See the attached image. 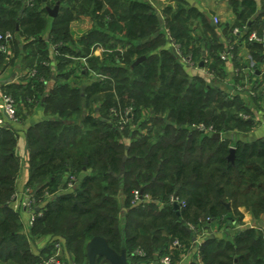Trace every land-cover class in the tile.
I'll list each match as a JSON object with an SVG mask.
<instances>
[{
    "label": "trees",
    "instance_id": "trees-1",
    "mask_svg": "<svg viewBox=\"0 0 264 264\" xmlns=\"http://www.w3.org/2000/svg\"><path fill=\"white\" fill-rule=\"evenodd\" d=\"M170 1L174 7L165 8L160 25L147 0H0V34L30 40L25 54L35 70L25 86L6 94L26 108L41 106L51 118L25 132L23 190L40 209L27 234L21 214L10 207L19 193L18 134L11 124L0 129V264H41L59 241L72 264H87L85 248L95 237L117 253L125 250L128 264H161L163 258L181 264L189 255L188 264H264V226L236 228L241 207L264 223V138L234 139L256 124L243 119L252 115L246 99L230 95L225 85L219 54L228 44L194 9ZM58 3L57 17L50 18L46 8ZM230 6L237 24L224 35L230 43L246 40L264 6L259 13L253 0H231ZM195 22L208 37L193 36ZM78 23L87 28L79 36ZM234 28L242 34L233 36ZM171 44L195 63L207 60L209 78L188 76ZM248 45L255 56L262 53L260 45ZM140 57L145 61L131 68ZM77 68L86 85L68 81ZM126 108L132 116L120 124ZM135 191L150 201L132 205ZM175 193L184 203L179 215L171 202ZM213 223L223 228L221 236L209 234ZM204 233L193 252L192 240ZM41 239L47 244L35 255L31 244ZM175 241L179 247H172ZM137 249L144 255L135 256ZM95 264L108 263L97 258Z\"/></svg>",
    "mask_w": 264,
    "mask_h": 264
},
{
    "label": "crops",
    "instance_id": "crops-1",
    "mask_svg": "<svg viewBox=\"0 0 264 264\" xmlns=\"http://www.w3.org/2000/svg\"><path fill=\"white\" fill-rule=\"evenodd\" d=\"M148 2H151L150 0H147ZM159 3V7H154V10L156 14H159L162 18V24L164 15H162L165 8L168 6L174 7L173 2L170 0H156ZM184 4H186L191 9H194L197 14H200L203 16L207 21L209 26L215 30L217 40L222 44H227V36L224 35L225 28L232 27L237 24V18L234 15L232 8L230 6L231 0H181ZM256 4V10L258 13L261 11V8L264 6V0H253ZM151 4V3H150ZM257 15V14H256ZM256 15H254L256 17ZM214 18H217L219 20V24L215 25L213 20ZM259 22L256 23L257 28H255L256 32H260L264 30V28L259 29L261 26L264 25V17L259 18ZM166 31V30H165ZM252 31V32H253ZM82 33H79L81 35ZM193 36L198 37L199 39L202 36L208 37L209 34L206 33L205 28L202 25H199V22L194 25L193 27ZM30 40H27L23 37L14 38L13 43L10 45L9 53L6 56L7 59L4 61V69L0 70V99L1 97L7 93L12 92L11 88L14 86H25L27 82L29 81V73L31 69L33 68V61L27 57L25 53L26 50H28L27 46L29 44ZM236 51H235V59H237V66L235 67V64L231 61L224 63V82L230 83L234 81V78L236 77L235 71L237 69H240L242 74L239 78V82L243 83L248 90H251L255 93V97L258 101L256 102V107H254L255 110L259 111V116L256 120H253L256 124V127L254 129L255 133L252 136H248V139L246 141L241 140L242 142H252L258 139L264 138V56L263 54H258L255 56L254 54H257L254 51L250 50V46L246 42L245 39L236 40ZM252 58L255 67L254 74H251V71H249L248 68V60ZM77 63V61H73ZM182 64V63H181ZM183 65V69L185 73L190 76H199V77H207L208 75L205 73V69L201 67V62L199 63V69H195L192 67H189L187 65ZM75 66V65H74ZM244 68L245 71L242 70ZM71 69V67H70ZM73 76L69 78V82L71 84L76 85H86L88 83L87 79L83 76L73 77V80L71 79ZM13 79L11 83L5 84L6 81ZM82 80V81H81ZM82 82V83H81ZM228 86L227 84H225ZM229 88L231 86H228ZM228 88V89H229ZM231 89V88H230ZM229 89V91H230ZM17 95L20 93V91H15ZM244 99H247L243 96ZM17 110L20 114H22L23 119L20 120V122H15L11 124V127L17 132L18 134V140H17V146H16V155L20 160V166H19V172L16 180V190L20 193L25 187V184L28 180L29 176V167H28V152L26 150V142H25V132L30 126H34L39 124L40 122L44 120H50L51 118L47 117L44 114V110L42 107L29 109L24 107L21 102L17 103ZM255 106V105H254ZM260 106V107H259ZM251 114L254 115V110L249 107ZM145 115L143 114V118ZM162 206H160L161 208ZM240 214L242 215V222L245 223L247 218H243V208L242 210L239 209ZM21 222L23 227L25 228L26 223L28 221V217L25 214H21L20 216ZM251 222V220H248V224ZM247 223V222H246ZM239 229H244L245 226L238 225L236 227ZM246 228H253V227H246ZM209 234H216L217 236H221L223 232H221L222 228L218 226L216 223L210 224ZM205 234V233H204ZM201 234L198 235L200 239H203L201 237H204L205 235ZM201 236V237H200ZM47 244L46 239H41L35 242V244H31V250L32 253L37 255V253ZM190 255L186 258H184L181 262V264H188ZM87 259V258H86ZM88 262V261H87ZM88 264V263H87Z\"/></svg>",
    "mask_w": 264,
    "mask_h": 264
},
{
    "label": "built area",
    "instance_id": "built-area-1",
    "mask_svg": "<svg viewBox=\"0 0 264 264\" xmlns=\"http://www.w3.org/2000/svg\"><path fill=\"white\" fill-rule=\"evenodd\" d=\"M31 1L32 0H27V2L29 4H31ZM213 22L215 25L219 24V20L217 18H214ZM243 29H245V27ZM240 34H242V32L239 28H234L232 30L233 36H236V35L239 36ZM13 41H14V35L12 33L6 32L4 34H0V56L8 55L9 49H10L9 47L13 43ZM246 42L248 44L260 45L262 47V54L264 56V30H262L260 32H256V31L250 32L247 35ZM227 44L228 45H227L225 51L219 54V59L224 63L229 62V61L233 62V60L235 59L234 46H236V42L233 41L230 43L228 41ZM100 51L94 50L93 53H94V55H99ZM171 52H172L173 56L176 59H178V61L181 62L182 64L187 65V66L192 67V68H195V69L200 68L198 66L199 63L193 62L190 57H183L182 56V52H181L178 45L171 44ZM203 57H205V55ZM80 62L83 66H85V67L87 66L86 59H84V58L80 59ZM206 63H207V60H204V62H201L202 70L204 68L203 67L204 64H206ZM248 63H249L248 64L249 71H251V74H254V71H255L254 63H255V61H253V59L250 58L248 60ZM242 70L245 71L244 68H242ZM205 73H206V75L210 76L206 70H205ZM34 74H35V70H31L29 73V76L32 77V76H34ZM235 74H236V77L238 78L241 76L242 72L240 69H237L235 71ZM99 77H102V76L99 75ZM225 84H227L228 86H231L230 87L231 89L229 88L230 89L229 93L232 96L237 95V94L241 95L242 97L243 96L244 97L251 96L254 98L256 96L255 93L251 90H248L242 82L241 83L240 82L234 83V81H233L230 84V83H226V81H225ZM15 105H16V103L10 95L4 94L1 97V99H0V129L5 128L9 124L16 122ZM131 116H132V109L126 108L121 113L120 124H125ZM243 119L247 120L249 118H247L246 116H243ZM121 126H123V125H121ZM198 130L206 132V131H204L203 127H198ZM71 181L72 182H70L68 184L69 188H72L75 184V180L73 178L71 179ZM49 199H52V196L49 195L48 193H45V200H49ZM149 201H150V197L148 195L143 196L138 191H135L133 193L132 205L140 204L142 202H149ZM171 202L173 204L172 198H171ZM176 202H177L179 208L183 207L184 203H182V202L179 203L178 200ZM34 206H35V201H34V198L31 194V191L29 189L23 190L22 193H17L14 196L12 203L10 204V207L13 211H17L20 214H25L28 217V221L26 223V226H25V228H23L24 234L28 233V230L31 228L35 217L40 215V209L37 207H34ZM37 209H38V212H36ZM206 222H210L209 219H207ZM188 228H189V231H191V232L195 231V228L193 226H188ZM206 234L207 233H205L204 235H206ZM201 238H203V237H201ZM201 240L202 239H200L198 236L192 240L193 252H198V247L201 243ZM172 247H179L178 242L175 241L172 244ZM134 255L141 257L144 255V253L141 249H137L134 251ZM41 264H72L67 253H66V251H65L63 241H59V242L55 243V245L53 246V251L51 252V255L46 260H44ZM161 264H169L168 258H163L161 260Z\"/></svg>",
    "mask_w": 264,
    "mask_h": 264
},
{
    "label": "water",
    "instance_id": "water-1",
    "mask_svg": "<svg viewBox=\"0 0 264 264\" xmlns=\"http://www.w3.org/2000/svg\"><path fill=\"white\" fill-rule=\"evenodd\" d=\"M45 2V0H43ZM59 11V3L56 4L53 8H46V12L50 18H56ZM159 21V24L162 25V18L159 14L156 15ZM143 61H145V57H140L134 61L131 68H134L141 64ZM13 79L8 80L5 82V84L11 83ZM213 140H220L221 135L220 134H213L212 136ZM234 157V150L230 149V155L228 157L229 161H233ZM86 165V162H85ZM142 194V192H140ZM173 200V209L176 212L177 215H179V206L177 204V194L175 193L172 196ZM227 208H229V205H227ZM38 212V209L36 210ZM86 251V258L88 261V264H95V261L97 258L104 259L108 264H128L127 256L125 250H122L120 253L115 252L112 250L105 239L100 237H95L91 239L85 248Z\"/></svg>",
    "mask_w": 264,
    "mask_h": 264
},
{
    "label": "rangeland",
    "instance_id": "rangeland-1",
    "mask_svg": "<svg viewBox=\"0 0 264 264\" xmlns=\"http://www.w3.org/2000/svg\"><path fill=\"white\" fill-rule=\"evenodd\" d=\"M151 2V5L152 6H154V7H159V3L156 1V0H150ZM198 22H195V25L197 24ZM75 26H77V27H75L74 29V32H75V35H77V36H79V33H83V31L85 30V29H87L86 28V25L85 24H83V23H78V25L76 24ZM74 64L75 65H77L75 62H74ZM75 73H76V75L75 76H73L74 78L78 75V73L81 71V68H77V69H75ZM80 74V73H79ZM73 77L71 78L72 80H73ZM85 80H86V78H85ZM82 81V80H81ZM82 83V82H81ZM12 97V96H11ZM246 102H247V104H248V106L252 109V111L254 112V115L252 114L251 116H246L247 118H249V119H253V120H256L257 119V117L259 116V111L258 110H255L254 109V107H256V103H251L250 101H249V98L247 97V99H246ZM255 105V106H254ZM260 107V106H259ZM15 108H16V110H17V105H15ZM16 122H20V118L17 116L16 117ZM254 133H255V131H254V129L252 130V132H250V133H248V134H244V133H238L237 135H235V137H234V139L235 140H243V141H246V139H248V136H250L251 138H252V136L254 135ZM242 208H243V218L245 219V218H247V220H246V222L245 223H243L242 221L241 222H239V225H243V226H245V228L246 227H253V228H258V227H263L264 226V223H262L259 219H256L255 217H254V214L252 213V211L250 210V209H248V208H246V207H241L240 209L242 210ZM240 213V212H239ZM248 220H251V222L248 224ZM264 230V229H263ZM221 232H223V228H222V230H221Z\"/></svg>",
    "mask_w": 264,
    "mask_h": 264
}]
</instances>
